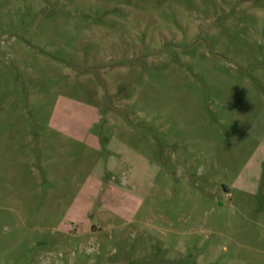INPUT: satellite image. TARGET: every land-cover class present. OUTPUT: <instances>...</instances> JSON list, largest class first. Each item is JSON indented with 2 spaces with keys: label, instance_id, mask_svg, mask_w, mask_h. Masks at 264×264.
<instances>
[{
  "label": "rangeland",
  "instance_id": "obj_1",
  "mask_svg": "<svg viewBox=\"0 0 264 264\" xmlns=\"http://www.w3.org/2000/svg\"><path fill=\"white\" fill-rule=\"evenodd\" d=\"M0 264H264V0H0Z\"/></svg>",
  "mask_w": 264,
  "mask_h": 264
}]
</instances>
